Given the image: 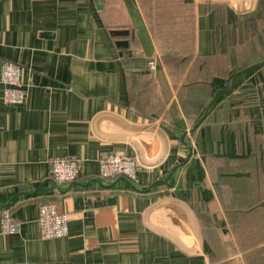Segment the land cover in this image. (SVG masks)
Masks as SVG:
<instances>
[{
    "label": "crops",
    "instance_id": "0c3cea01",
    "mask_svg": "<svg viewBox=\"0 0 264 264\" xmlns=\"http://www.w3.org/2000/svg\"><path fill=\"white\" fill-rule=\"evenodd\" d=\"M177 8L192 24L168 18L165 46L186 36L194 54L173 77L140 0H0V73L20 63L28 90L9 104L0 81V217L20 222L4 233L0 220V264H264V0ZM247 83L250 139L218 111ZM113 152L138 160L134 181L100 177ZM66 157L80 175L56 183L52 161ZM44 202L67 214L66 236L42 237Z\"/></svg>",
    "mask_w": 264,
    "mask_h": 264
},
{
    "label": "built area",
    "instance_id": "2783aa9c",
    "mask_svg": "<svg viewBox=\"0 0 264 264\" xmlns=\"http://www.w3.org/2000/svg\"><path fill=\"white\" fill-rule=\"evenodd\" d=\"M154 66V61L150 63ZM23 66L14 61L3 63L0 81L4 85L3 99L9 104H21L27 99L28 90L22 80ZM138 160L122 153H108L100 160L99 175L103 179L124 176L130 181L137 177ZM81 172L77 158H56L52 161L51 177L56 183L75 181ZM1 227L4 233H13L20 227V222L8 208L1 210ZM39 226L43 238L66 236L69 231L66 213L59 212L55 202L39 205Z\"/></svg>",
    "mask_w": 264,
    "mask_h": 264
},
{
    "label": "trees",
    "instance_id": "16d2710c",
    "mask_svg": "<svg viewBox=\"0 0 264 264\" xmlns=\"http://www.w3.org/2000/svg\"><path fill=\"white\" fill-rule=\"evenodd\" d=\"M143 8L145 9L147 15L149 16L151 28L153 29V32L155 33V36L157 38V41L159 43V47L161 50V54L165 59V62L168 66L169 71L171 72V75L174 77V73L176 72L179 76L183 75L187 67L189 66L190 62L193 59L194 54V39L192 40V43L189 42V40L186 39V36H184L181 40L178 41V44L175 46H165V41L163 38V26H169L170 22L166 21L168 18L175 16L176 19L173 21V24H180L182 26H187V23L189 25L192 24V20L188 16L186 12L180 13V11L177 8V4L180 2V0H140ZM261 27V24L258 26ZM167 33L169 30H165ZM125 56H128V49H124L123 51ZM262 58H264V48L262 49ZM211 58H214V56H210ZM152 62V59H146L144 68L145 70H152V67L150 63ZM198 62H202L204 65H206V68H209L211 70V75H216L218 71L214 70L212 67V63L209 61L206 57H201L198 59ZM250 65H242L241 68L235 70L239 71L243 68H246ZM203 70V69H201ZM234 72L232 74H234ZM148 73V72H147ZM190 77V76H189ZM190 78H188L189 80ZM227 83L231 85L232 79H228L226 77ZM207 85L209 86V83L206 81ZM251 84L247 83L245 86L240 87L238 92L231 93L230 97L226 99L224 105L219 108V113L222 112L224 114L223 117H231L236 120H238L240 123H242L243 128L244 124H246V130L248 131L249 139L253 135L252 132H250L249 121L247 119L252 118V112H251V106L258 104L259 97L257 95V90L250 88ZM209 88L211 89L210 93V100L215 94V90L212 89V86L210 85ZM259 88H263L262 82L259 85ZM255 92V93H254ZM249 94L252 95V98L250 99L247 97ZM209 99L206 101V105L208 103ZM203 105V103H202ZM205 105V106H206ZM245 107H248V112L250 114L244 113ZM234 109H238V113H234ZM206 110L202 111V115L200 117H197L196 119H193L191 122L192 126H194L198 121L204 116ZM212 113H209L208 116L204 118V122L208 121L209 118L212 117ZM234 160V159H233ZM231 160V161H233ZM232 172L233 168H229ZM231 175V173L229 174ZM227 175V176H229ZM261 181H264V177L261 178Z\"/></svg>",
    "mask_w": 264,
    "mask_h": 264
},
{
    "label": "water",
    "instance_id": "95a60500",
    "mask_svg": "<svg viewBox=\"0 0 264 264\" xmlns=\"http://www.w3.org/2000/svg\"><path fill=\"white\" fill-rule=\"evenodd\" d=\"M258 64H259V65H264V60H263L262 62L258 63ZM240 72H241V71L237 72L236 75L240 74ZM236 75H235V77H236ZM235 77H234V80H235ZM234 84H235V82L233 81L232 86H231L229 89H226V90H220V91H218V92L216 93L215 97H214L213 100L210 102L209 106L207 107V110H206V112H205V115H204L203 118L200 119V121H199V122H198V123H197V124L191 129V130H190L191 132H193V131L198 127V125L202 122V120L207 116V113H208L209 107L215 102V100H216L218 94H219L220 92H230V91H232V90H233V87H234ZM185 135H186V134H184L183 138L185 137ZM175 169H176V168H174L173 170H175ZM123 179L128 180V178H126V177H124V176H123ZM128 181L130 182V180H128Z\"/></svg>",
    "mask_w": 264,
    "mask_h": 264
}]
</instances>
